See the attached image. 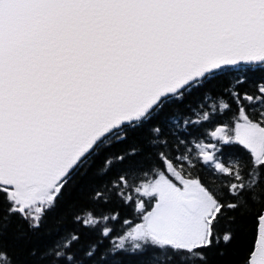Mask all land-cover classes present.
Masks as SVG:
<instances>
[{
  "label": "snow or ice",
  "instance_id": "obj_1",
  "mask_svg": "<svg viewBox=\"0 0 264 264\" xmlns=\"http://www.w3.org/2000/svg\"><path fill=\"white\" fill-rule=\"evenodd\" d=\"M253 72H264V0H0V236L15 216L38 230L73 173L106 145L170 110L192 123L173 106L230 75L226 91L236 108L220 101L224 118L208 133L215 143L201 141L193 153L177 140L172 155L162 129L153 128L148 148L155 151L106 159L105 175L130 162L93 195L106 201L114 191L128 204L126 191L136 193L140 223L111 251L145 256L144 264H207V249L235 238L232 229L220 231L225 211L260 204L242 264H264V82L238 90ZM198 166L219 180L216 187ZM116 219L76 217L105 238L112 229L103 222ZM79 239L69 234L40 259H103L96 244L72 250ZM0 264H12L2 248Z\"/></svg>",
  "mask_w": 264,
  "mask_h": 264
},
{
  "label": "trees",
  "instance_id": "obj_2",
  "mask_svg": "<svg viewBox=\"0 0 264 264\" xmlns=\"http://www.w3.org/2000/svg\"><path fill=\"white\" fill-rule=\"evenodd\" d=\"M232 81V76L221 75L204 88L194 90L190 95H186L182 103L173 106L174 108L179 107L182 116L190 118L192 123H185L182 118L179 120L173 118L170 110L168 116L157 118L141 129L130 131L125 140L114 141L98 150L83 167L73 173L72 179L57 199L55 207L45 212L38 230L30 231L23 220L18 216L13 217L0 236V248L8 253L12 264H46L40 259V253L73 233L80 239L73 244L72 250L82 249L89 244L98 246L97 257L103 259L95 261V264H144L145 256L125 251H111L112 246L118 242V237L130 231L135 224L140 223V220L132 211L136 193L131 189L126 191V195L133 196V201L128 204H125L114 191L109 192L106 201H97L94 198V191L104 187L115 174L116 168L124 167L130 162L126 158L123 165H116L105 175L102 171L105 161L125 154L132 148L142 149L143 152L155 151L148 148V141L153 138L152 129L157 127L162 129L161 139L168 141L172 155H179L176 150L177 140L183 141V144L179 145L180 151H183L184 145H187L193 153L196 151V144L201 141L215 143L216 141L210 138L208 133L214 129L217 121L224 118L218 112L220 101L231 103L234 110L236 108L226 91ZM260 82H264V72H253L248 76L246 83L238 86V90L241 93L245 90L254 91V86ZM205 93L208 94L207 99ZM205 111L210 113L209 121L202 119V114ZM198 119L200 123L197 124L195 121ZM165 120L168 121L167 124H165ZM218 147L223 148L224 146L218 145ZM143 152L133 159L141 160ZM196 171L201 179L210 186L216 187L219 183V180H213L206 169L198 166ZM141 198L148 203L146 198ZM261 207L260 204L250 203L248 208H240L235 212L225 211L220 221V231L232 229L236 233L235 238L229 244L221 242L219 245L207 249V264H242L245 255L244 248L252 228L253 215L258 213ZM87 212H91L97 217L100 215L117 216L116 220L103 222L104 225L112 229L109 237H102L98 230L86 228L82 222L76 221L77 216L83 217ZM232 218L235 219V223H231ZM124 220H129L131 223L124 225ZM126 247L130 248L131 243H127ZM33 252L36 253L35 256L32 255ZM155 264H164V262L157 260Z\"/></svg>",
  "mask_w": 264,
  "mask_h": 264
}]
</instances>
